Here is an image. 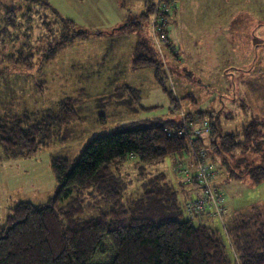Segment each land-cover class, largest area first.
<instances>
[{"label":"rangeland","instance_id":"rangeland-1","mask_svg":"<svg viewBox=\"0 0 264 264\" xmlns=\"http://www.w3.org/2000/svg\"><path fill=\"white\" fill-rule=\"evenodd\" d=\"M144 9V0H0V58L23 47L35 56L33 67L25 71L0 65L1 71H10L0 76V114L19 115L24 110L56 114L58 104L67 98L75 101L77 111L69 126L56 129L49 148L34 156L8 155L0 145V226L16 202L45 204L54 195L53 158L76 163L94 137L129 122L182 120V116L186 122L187 112L198 109L216 113L222 134L240 131L255 118L264 122V0L176 1L167 36L175 45L177 67L163 52L168 43L159 57L174 97L189 95L195 100L193 105L178 102V110L156 84L154 67L133 66L138 42L153 41L151 21L135 23ZM64 19L71 22L65 25L70 34L78 30L104 34L73 40L44 64L39 46L59 38L56 30ZM124 85L137 91L135 100L114 95ZM207 124L205 143L211 131ZM260 150L213 155L204 149L206 161L216 171L215 188L226 198L223 220L211 219V226L222 233L232 259L227 233L232 220L264 221V179L255 181L249 174L253 167L264 165V142ZM185 156L191 158L189 153ZM176 161L168 157L162 164L142 165L129 157L112 166L113 175L125 186L124 208L155 221L173 218V210H178L184 221L183 205L191 198L187 193L195 190L181 185L185 177ZM100 199L85 192L83 205H95ZM103 207L93 211L88 207L83 218L97 217Z\"/></svg>","mask_w":264,"mask_h":264},{"label":"trees","instance_id":"trees-1","mask_svg":"<svg viewBox=\"0 0 264 264\" xmlns=\"http://www.w3.org/2000/svg\"><path fill=\"white\" fill-rule=\"evenodd\" d=\"M161 1L169 3V0ZM155 6V0H147L135 23L142 26L151 21ZM174 10L175 7L163 14L162 30L168 43L163 52L177 67L173 60L178 58L175 45L167 36L169 18ZM53 22L57 24V21ZM68 23L71 22L64 19L63 25L57 27L59 38L46 40L39 46L42 63L53 61L73 40L104 34L84 30L70 34L65 27ZM24 48L1 57L0 65L16 67L17 71L32 68L35 56L31 51L25 52ZM136 50L133 66L154 67L155 82L175 110H178V102L195 104L192 96L186 95L179 100L174 97L159 51L151 38L140 40ZM9 72L0 70V76ZM136 94L135 89L126 85L114 92L115 96L125 95L132 100L137 98ZM76 118L75 101L68 98L58 104L56 114L25 110L19 115L0 114V145L8 155L34 156L49 148L57 128L69 126ZM204 120L210 124L208 143L197 138L195 149H205L213 155L261 151L264 122L258 118L240 131L226 134L219 129L216 113L198 109L187 112L185 118L190 125ZM180 128L182 120L177 118L129 122L109 134L94 137L81 151L76 163L53 158L50 171L57 189L45 204L23 200L10 208L5 223L0 226V264H264V221L260 218L232 220L234 223L227 226L232 259L228 256L222 233L211 226L209 219L190 220L187 216L182 221V211L173 210V218L155 221L137 217L121 204L125 186L113 175L112 166L124 164L129 157L136 158L142 165L162 164L172 157L189 166L190 160L185 156L190 154L186 138L167 137L166 134L167 130ZM208 164L212 163L208 161ZM249 174L255 181L264 179V165L253 167ZM181 185L195 190L192 194L187 193L191 198L196 195L198 186L194 181L190 185L182 181ZM85 192L101 196L103 200L95 205H83ZM103 205L104 210L97 217L83 218L88 207L93 211ZM184 205L183 213L186 214Z\"/></svg>","mask_w":264,"mask_h":264},{"label":"built area","instance_id":"built-area-1","mask_svg":"<svg viewBox=\"0 0 264 264\" xmlns=\"http://www.w3.org/2000/svg\"><path fill=\"white\" fill-rule=\"evenodd\" d=\"M155 9L151 15V31L154 44L162 54V47L167 43V38L163 33L162 26L164 25L163 14L168 13L173 7V1L164 3L161 0L155 1ZM209 125L204 121L199 126H193L184 122L182 116V128L177 130H167V137H185L190 150V164L188 166L184 161L178 160L177 170L185 177V181L190 185L193 181L198 186L196 195L189 199L184 207L185 212L190 220L201 219H220L226 212V198L215 188L214 182L216 171L208 164L205 159L203 150L195 149L197 138H203V133L208 132ZM193 170V171H192Z\"/></svg>","mask_w":264,"mask_h":264},{"label":"crops","instance_id":"crops-1","mask_svg":"<svg viewBox=\"0 0 264 264\" xmlns=\"http://www.w3.org/2000/svg\"><path fill=\"white\" fill-rule=\"evenodd\" d=\"M147 0H144V7H145V2H146ZM156 1V0H155ZM171 1H173V3H174V7H175V10H176V1L177 0H171ZM175 10H174V12H175ZM171 39V38H170ZM172 43H173V41H172Z\"/></svg>","mask_w":264,"mask_h":264},{"label":"bare ground","instance_id":"bare-ground-1","mask_svg":"<svg viewBox=\"0 0 264 264\" xmlns=\"http://www.w3.org/2000/svg\"><path fill=\"white\" fill-rule=\"evenodd\" d=\"M149 2V1H148Z\"/></svg>","mask_w":264,"mask_h":264}]
</instances>
